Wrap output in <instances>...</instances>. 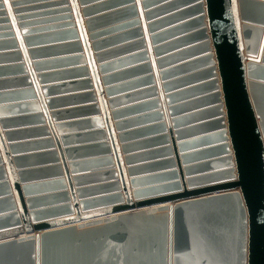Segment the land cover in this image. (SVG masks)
<instances>
[{
	"label": "water",
	"instance_id": "water-1",
	"mask_svg": "<svg viewBox=\"0 0 264 264\" xmlns=\"http://www.w3.org/2000/svg\"><path fill=\"white\" fill-rule=\"evenodd\" d=\"M0 264H264V0H0Z\"/></svg>",
	"mask_w": 264,
	"mask_h": 264
},
{
	"label": "bare ground",
	"instance_id": "bare-ground-1",
	"mask_svg": "<svg viewBox=\"0 0 264 264\" xmlns=\"http://www.w3.org/2000/svg\"><path fill=\"white\" fill-rule=\"evenodd\" d=\"M207 196V195H205ZM169 203H166V204H163V205H168ZM162 205V204H161ZM159 207V205H151V206H145V207H140V208H133V209H130L129 211H136V210H148V209H153V208H157ZM121 213H124V212H113V213H108L106 215H102V216H99V217H96V218H92V219H88V220H84V221H80L79 223H76L77 224H83V223H87L89 221H97V220H105V219H111L113 217H116L118 214H121ZM41 233V232H40Z\"/></svg>",
	"mask_w": 264,
	"mask_h": 264
}]
</instances>
